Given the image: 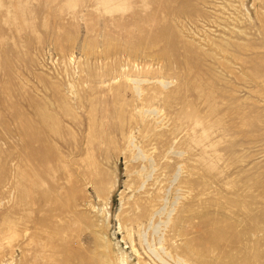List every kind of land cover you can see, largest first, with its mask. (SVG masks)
Returning a JSON list of instances; mask_svg holds the SVG:
<instances>
[{"label": "rangeland", "instance_id": "1", "mask_svg": "<svg viewBox=\"0 0 264 264\" xmlns=\"http://www.w3.org/2000/svg\"><path fill=\"white\" fill-rule=\"evenodd\" d=\"M0 264H264V0H0Z\"/></svg>", "mask_w": 264, "mask_h": 264}]
</instances>
